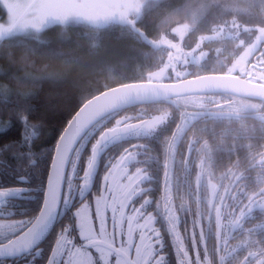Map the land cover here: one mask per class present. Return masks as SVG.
Segmentation results:
<instances>
[{
	"label": "clouds",
	"instance_id": "clouds-1",
	"mask_svg": "<svg viewBox=\"0 0 264 264\" xmlns=\"http://www.w3.org/2000/svg\"><path fill=\"white\" fill-rule=\"evenodd\" d=\"M134 5L126 17L106 23L39 22L36 33L74 22L95 35L84 61L67 62L47 41L33 50L30 66L60 70L61 79L42 84L84 81L74 120L108 121L97 146L163 131L162 174L168 177L183 157L187 191L177 206L165 184L158 200L173 216L194 213L195 232L181 235L184 264H193V257L196 264H245L264 252V0ZM109 29L117 34L106 44L101 33ZM37 60L49 62L38 66ZM242 251L243 258L237 255Z\"/></svg>",
	"mask_w": 264,
	"mask_h": 264
},
{
	"label": "snow or ice",
	"instance_id": "snow-or-ice-1",
	"mask_svg": "<svg viewBox=\"0 0 264 264\" xmlns=\"http://www.w3.org/2000/svg\"><path fill=\"white\" fill-rule=\"evenodd\" d=\"M132 7L134 8L135 5ZM127 15L128 9L121 13V17ZM86 125L87 121L80 117L73 119L68 125L55 150V160L51 166V177L48 182V198L43 211L24 236L9 243L7 250L15 251L26 246L30 242L31 233L56 208L65 165L70 160L78 135ZM98 150L99 146L92 147L87 170L82 173L81 183L85 186L91 177ZM141 153L144 154L143 160L151 156L144 143L130 144L111 162L103 177V186L95 194L94 202L82 203L75 213L80 228L79 235L84 243L82 245L74 243L72 225L67 224L58 236L51 253L52 257L61 255L67 249L64 264H165L159 223L162 217L167 231L172 236L178 264H184L180 252L181 217L173 216L164 201L150 198L151 195L145 184L150 176L146 174L148 170L141 163ZM71 163L74 168L75 161ZM8 191L11 190L0 189V196H4ZM192 228L195 232V220ZM187 229L185 221L184 232ZM157 241L159 243H156ZM197 243H199L198 234ZM201 259H203L202 255ZM257 260L264 264V252L248 256L245 264H256ZM49 264H52L51 259ZM193 264H196L195 257Z\"/></svg>",
	"mask_w": 264,
	"mask_h": 264
},
{
	"label": "trees",
	"instance_id": "trees-1",
	"mask_svg": "<svg viewBox=\"0 0 264 264\" xmlns=\"http://www.w3.org/2000/svg\"><path fill=\"white\" fill-rule=\"evenodd\" d=\"M116 34L112 29L101 33L106 44L115 43ZM94 35L81 24L69 23L50 26L39 35H15L0 40V85L11 91H0V181L3 167L19 170L21 176H30L28 182L33 181L38 198H42L55 143L81 106L82 100L77 90L84 87V81L73 80L68 86L42 84L46 79H61V73L55 68L40 71L38 67H31V61L36 59L33 50L52 41L46 46L53 52L64 53L62 59L67 62L77 59L84 61L88 59L85 53ZM48 62L36 61L38 66ZM107 123L104 119L99 121L80 140L79 144L82 143L83 147L75 163V177L82 175L91 148ZM128 146L127 141L115 144L110 141L102 150H116L120 155ZM100 159L110 160V157L102 154ZM110 164L107 163L106 170ZM101 167L98 160L95 168L101 170ZM74 180L78 181L76 178Z\"/></svg>",
	"mask_w": 264,
	"mask_h": 264
},
{
	"label": "flooded vegetation",
	"instance_id": "flooded-vegetation-1",
	"mask_svg": "<svg viewBox=\"0 0 264 264\" xmlns=\"http://www.w3.org/2000/svg\"><path fill=\"white\" fill-rule=\"evenodd\" d=\"M163 134V131L154 136L127 134L110 141L111 144H115L120 141H127L129 145L137 142L146 143L147 150L150 151L151 156L149 159L143 160L142 157L144 154L141 153L140 159L141 163H143L149 171L150 178L145 182V184L148 187L149 194L151 195L150 198L158 200L160 188L167 184L174 197V202L178 206L180 198L184 196L187 191V182L183 174V157L174 161L173 168L169 176L164 177L161 171L162 165L160 163L159 156V141ZM107 143H105L99 150L97 161L99 160L102 164L101 170H96V162L89 182L86 186L81 183L82 175L79 177L73 176L72 178L67 175V170L68 167H70V162L72 160V158H70V162L67 165L64 176L58 214L52 230L32 250L18 257L0 259V264H49L50 259L52 260V264H64L67 257V249H65L64 252L57 257H52L51 253L54 250V246L61 230L67 224L72 225L74 243L77 245H82L84 243L82 237L79 235L80 228L78 218L75 213L81 207L82 203L94 202L95 194L101 190L103 186V177L106 174L107 163H111L119 156L116 150L109 152H104L102 150L106 147ZM102 154L109 156L110 160L100 159V155ZM90 156L91 151L89 158ZM225 160L226 158L220 159L217 163L221 164L225 162ZM87 162L84 171L87 169ZM20 174L21 171H14L13 168L3 167L1 170L0 189L11 191H8L0 200V245L11 242L21 235L33 222L41 207L42 198H38V193L34 187L35 185L33 181L28 182V178L30 176L28 175V178H25ZM74 178L78 179V181H72ZM165 180L167 183H165ZM179 215L181 217V234H184L183 224L185 221L187 222L189 232H191L194 213L183 212ZM157 216H159V213H157ZM159 223L161 225L163 244L162 250L165 254V264H178L176 248L173 243L172 236L167 231L166 224L162 217L159 219ZM237 255L243 258L247 255V252L242 251L237 253ZM258 261L259 260L256 261V264H258Z\"/></svg>",
	"mask_w": 264,
	"mask_h": 264
},
{
	"label": "rangeland",
	"instance_id": "rangeland-1",
	"mask_svg": "<svg viewBox=\"0 0 264 264\" xmlns=\"http://www.w3.org/2000/svg\"><path fill=\"white\" fill-rule=\"evenodd\" d=\"M134 4L135 0H0V40L15 35H39L33 26L51 19L96 23L118 20L126 9L129 14ZM0 88V91L11 92L1 85ZM82 147V143L78 145L71 161L77 162ZM74 170L71 163L67 170L70 178Z\"/></svg>",
	"mask_w": 264,
	"mask_h": 264
},
{
	"label": "water",
	"instance_id": "water-1",
	"mask_svg": "<svg viewBox=\"0 0 264 264\" xmlns=\"http://www.w3.org/2000/svg\"><path fill=\"white\" fill-rule=\"evenodd\" d=\"M80 108V107H79ZM78 108V110H79ZM78 110L73 114V116L70 118V120L67 122L66 126L64 127L63 131L61 132V134L59 135L56 143H55V146H54V150H53V154H52V157H51V161L49 163V166H48V171H47V175H46V179H45V186H44V190H43V195H42V203H41V207H40V210L38 212V214L36 215L35 219L33 220V222L29 225V227L21 234L19 235L17 238H15L14 240H19L22 236H24V234L26 232H28V230L32 227V225L34 224L35 220L39 218L41 212L43 211V208H44V205H45V201L47 200L48 198V182H49V179L51 177V166H52V163L53 161L55 160V150H56V147L57 145L59 144V141L61 139V137L64 135V133L67 131V128H68V125L71 123V121L75 118L76 116V113L78 112ZM103 119H97V120H94L93 122H91L90 124H88L81 132L80 134L78 135L75 143H74V147H73V151L74 149L76 148V146L78 145V143L80 142V140L82 139V137L95 125L97 124L99 121H101ZM99 138V137H98ZM98 140V139H97ZM110 141V140H109ZM108 141H105L103 144L99 145V150L100 148L105 144L107 143ZM96 145V142L95 144ZM93 145V146H94ZM99 150H98V154H97V158H96V161L98 159V156H99ZM73 153V152H72ZM96 163V162H95ZM67 165L68 163H66L65 165V170H64V175L62 177V180H61V185H60V193H59V196H58V199H57V205H56V208L53 210V212L48 216V218L43 222L41 223L38 227L35 228V230L31 233V237H30V242L18 249V250H15V251H9L7 250V246L9 245L10 242L6 243V244H2L0 245V259H7V258H14V257H18L20 255H23L24 253L32 250L33 248H35L49 233L50 231L52 230L54 224H55V221H56V218H57V214H58V209H59V204H60V198H61V191H62V187H63V182H64V176H65V172H66V169H67ZM94 169V168H93ZM87 170V169H86ZM85 170V171H86ZM3 196H0V200L2 199ZM13 241V240H12Z\"/></svg>",
	"mask_w": 264,
	"mask_h": 264
}]
</instances>
